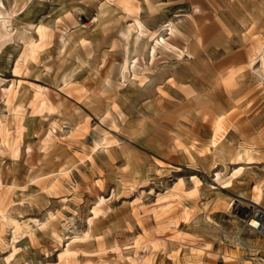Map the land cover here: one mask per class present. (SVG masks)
<instances>
[{
    "label": "rangeland",
    "instance_id": "1",
    "mask_svg": "<svg viewBox=\"0 0 264 264\" xmlns=\"http://www.w3.org/2000/svg\"><path fill=\"white\" fill-rule=\"evenodd\" d=\"M0 3V209L40 224L14 251L0 220V264H264V0Z\"/></svg>",
    "mask_w": 264,
    "mask_h": 264
},
{
    "label": "bare ground",
    "instance_id": "2",
    "mask_svg": "<svg viewBox=\"0 0 264 264\" xmlns=\"http://www.w3.org/2000/svg\"><path fill=\"white\" fill-rule=\"evenodd\" d=\"M28 1H34V0H28ZM0 8L2 11H4L5 7L2 3H0ZM140 8H137L136 14L139 15L140 14ZM24 10H20V12L18 14H16L15 12H12L10 14L11 17L14 16H20L21 13H23ZM194 12L198 13L200 12L199 8L197 6L194 7ZM4 14L0 13V24H3L5 26V24H7V22H5L4 20ZM167 28V31H169V35L171 37L176 36V32H175V28L173 26V24L169 23L165 26ZM137 33V37L136 39H138L140 36L143 35V26L142 23L139 21V18H136L135 20V24L133 25H129L126 29V31L123 33V37L128 41L129 38L132 36V34ZM35 35H38V38H40V42L37 40H31L28 41L26 44V52L21 56L22 62L24 64H26L30 59H34L35 55L37 54V52L39 51L42 42L47 38L46 35V28L43 26H38L36 27L35 30ZM157 36V37H156ZM65 33L64 35L61 37V42L63 43L65 41ZM152 42L153 44L151 45V49L149 52V58L151 61V65L156 62V53L157 50L159 49V47H162V45L165 43V40L163 38H161L158 33H153L151 36ZM42 48V47H41ZM137 60L134 61V63H132L133 67L132 69L137 65ZM128 63V62H127ZM127 63H126V67L127 68ZM250 68H252V65L250 66ZM129 69L131 70V66L129 67ZM263 79H264V71H263ZM9 91V90H7ZM222 117H217V120L214 124L213 127V136L211 138V142L209 144L210 149L208 151L212 152V150L214 148H217V145L219 143V141L223 138V135H221L220 137H218V134L221 133L222 131ZM100 144H97L95 146V148L93 149V152L96 153L97 149H99ZM19 152L15 151V154L18 155ZM249 155V152L247 153ZM247 155V162L249 163H253L256 160L254 158H251ZM242 158H238L236 159L237 162H241ZM243 170V167H241L240 169H236L233 174L231 176H228L227 178H225L224 176H222L219 173H216L215 176V181L220 184V186H222L223 189H227L233 186V182L235 180H237L240 176H241V172ZM193 180L195 181V188L192 190L193 192L191 193L192 196L196 197L199 193V187H201L203 185V182L198 179L196 180V178H193ZM254 192H255V198L254 201L255 204L253 205L252 209H250V211L248 212H242V215H244V217L247 219L248 221V226L249 228H257L259 229L261 232H264V214L260 211V200L262 198V193L263 190L261 189V187L259 185H257L254 188ZM106 202V200L102 197H99L98 200V207L102 206L104 203ZM101 212V209H94V217H98L99 214ZM187 218V214H185V217L183 220H185ZM0 220H1V225L3 226H8L11 228V248L15 251L16 249V244L20 243L21 241L25 240V237L27 236H31L33 231H35L36 229L39 228L40 224L37 220L34 219H18V218H14L13 216L7 214L5 211H2L0 209ZM210 225H213L212 221L209 220L207 221ZM174 226L177 228L178 226H180V222L176 221L174 223Z\"/></svg>",
    "mask_w": 264,
    "mask_h": 264
},
{
    "label": "crops",
    "instance_id": "3",
    "mask_svg": "<svg viewBox=\"0 0 264 264\" xmlns=\"http://www.w3.org/2000/svg\"><path fill=\"white\" fill-rule=\"evenodd\" d=\"M198 8H199V10H200V12H198V13H196L197 14V16H199L200 14H202V8L200 7V6H197ZM140 15V14H139ZM138 15V16H139Z\"/></svg>",
    "mask_w": 264,
    "mask_h": 264
}]
</instances>
